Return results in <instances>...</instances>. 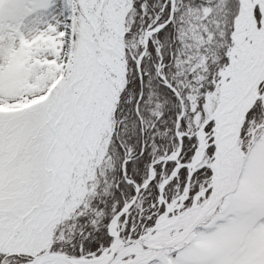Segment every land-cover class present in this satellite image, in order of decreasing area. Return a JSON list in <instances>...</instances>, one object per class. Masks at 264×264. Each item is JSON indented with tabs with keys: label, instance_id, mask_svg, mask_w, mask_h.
<instances>
[{
	"label": "snow or ice",
	"instance_id": "snow-or-ice-1",
	"mask_svg": "<svg viewBox=\"0 0 264 264\" xmlns=\"http://www.w3.org/2000/svg\"><path fill=\"white\" fill-rule=\"evenodd\" d=\"M0 264H264V0H0Z\"/></svg>",
	"mask_w": 264,
	"mask_h": 264
}]
</instances>
